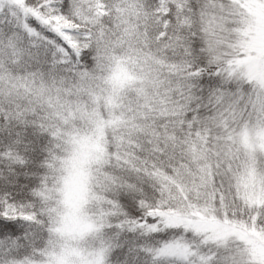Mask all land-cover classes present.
I'll use <instances>...</instances> for the list:
<instances>
[{
    "label": "snow or ice",
    "instance_id": "obj_1",
    "mask_svg": "<svg viewBox=\"0 0 264 264\" xmlns=\"http://www.w3.org/2000/svg\"><path fill=\"white\" fill-rule=\"evenodd\" d=\"M0 264H264V0H0Z\"/></svg>",
    "mask_w": 264,
    "mask_h": 264
}]
</instances>
